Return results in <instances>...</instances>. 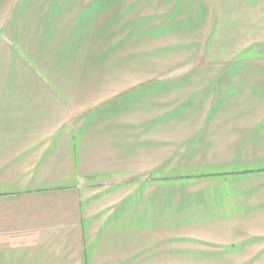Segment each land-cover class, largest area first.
<instances>
[{"label": "crops", "instance_id": "obj_1", "mask_svg": "<svg viewBox=\"0 0 264 264\" xmlns=\"http://www.w3.org/2000/svg\"><path fill=\"white\" fill-rule=\"evenodd\" d=\"M157 257L264 264V0H0V264Z\"/></svg>", "mask_w": 264, "mask_h": 264}, {"label": "rangeland", "instance_id": "obj_2", "mask_svg": "<svg viewBox=\"0 0 264 264\" xmlns=\"http://www.w3.org/2000/svg\"><path fill=\"white\" fill-rule=\"evenodd\" d=\"M173 243L171 242L170 243V246L171 247H174V245L176 246L177 244H174L172 245ZM190 245H193L191 243H181L179 244V246H185L186 248H188ZM177 257V256H176ZM161 264V258L160 257H157V258H153L151 261L149 260L147 262V264ZM166 264H206V263H203V262H197L196 259H188V258H185V259H178V258H175V257H171V259H169V262Z\"/></svg>", "mask_w": 264, "mask_h": 264}]
</instances>
